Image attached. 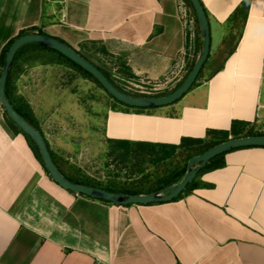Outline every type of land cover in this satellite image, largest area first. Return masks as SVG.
<instances>
[{
  "label": "crops",
  "instance_id": "obj_1",
  "mask_svg": "<svg viewBox=\"0 0 264 264\" xmlns=\"http://www.w3.org/2000/svg\"><path fill=\"white\" fill-rule=\"evenodd\" d=\"M242 1L201 0L210 58L223 64L167 105L126 111L105 100L101 113L91 94L99 86L70 64H19L14 93L30 107L61 170L67 173L61 162L76 155L78 140L91 141L70 133L83 123L69 102L93 128L99 126L98 140L119 144H178L209 128L229 129L232 120L257 119L264 0H250L244 20ZM23 30L55 36L93 63L84 50L94 47L141 82L180 72L176 83L201 44L186 0H0V60L4 46ZM237 33L229 52L227 42ZM223 159L177 199L116 204L59 185L26 136L7 123L0 104V264H264V145L229 150Z\"/></svg>",
  "mask_w": 264,
  "mask_h": 264
},
{
  "label": "rangeland",
  "instance_id": "obj_2",
  "mask_svg": "<svg viewBox=\"0 0 264 264\" xmlns=\"http://www.w3.org/2000/svg\"><path fill=\"white\" fill-rule=\"evenodd\" d=\"M84 51L94 63L109 74L116 84L132 93L143 95L163 94L171 91L185 77H181L175 83L174 80L178 77L179 72L177 76L176 74H171L172 76H169L170 79L162 78L160 82H141L129 73L127 74L119 63L115 64L104 60L94 47L91 49L87 48ZM37 59L35 61L39 62L44 57L40 55ZM218 63V60L213 61L210 58L200 74L199 79L207 78ZM190 65L191 63H188L186 73H188ZM167 80H169L168 83L166 82ZM95 86H99V91L91 90V94L93 99L98 103L93 107L97 108L99 112H103V108L99 106H103L105 100L109 108H125L124 105L115 101L96 82ZM193 87L194 84L189 90ZM83 93L84 95L89 94L87 90L83 91ZM262 104H264V82H262L261 87L259 116L254 121L245 124L244 131L252 128L254 132H264V105ZM68 107L73 111L75 118L83 123L80 127H74L75 129H72L70 133L77 132L78 136L83 135L85 138L89 137L91 141L78 140L74 148L76 155L67 158L65 163L61 162V164L67 173L77 176L82 180L117 190L129 189L144 191L168 181L173 176V172L178 171L185 164L188 155L192 152V148L183 146L172 148L158 144L141 145L134 142L122 146L115 141L108 140L104 142L98 140L97 133H99V126L97 125L96 128H93L91 126L92 121L83 120V113L75 101L69 102ZM91 109V112L94 111L93 108ZM89 144H91L90 147L88 146ZM71 149L73 150L72 147ZM85 170L90 171V173H86Z\"/></svg>",
  "mask_w": 264,
  "mask_h": 264
},
{
  "label": "water",
  "instance_id": "obj_3",
  "mask_svg": "<svg viewBox=\"0 0 264 264\" xmlns=\"http://www.w3.org/2000/svg\"><path fill=\"white\" fill-rule=\"evenodd\" d=\"M189 1L193 7L198 23L199 36L201 39L200 49L190 70L182 79L181 83L175 89L166 94L135 95L118 89L91 60L67 44L65 41L49 34L27 32L16 37L8 46L3 65L0 70V104L4 108L7 116L36 144L45 169L59 185L76 193L85 194L93 198L110 201L116 204H145L165 201L182 192L187 183L190 182L195 177L197 172L206 164V162L215 155L235 148L264 145V134L242 135L236 137L229 136L227 139L212 145L203 152L189 157L187 160L185 173L181 179L175 183L147 193L116 192L94 185L77 183L68 179L55 164L41 131L28 122L24 117H22L7 98L5 93L6 79L13 58L17 50L22 45L29 42H35L60 52L65 57L84 68L98 80L102 87L113 98L128 106L145 108L158 107L178 100L192 86L203 63L207 59L210 50V27L207 14L200 0Z\"/></svg>",
  "mask_w": 264,
  "mask_h": 264
},
{
  "label": "trees",
  "instance_id": "obj_4",
  "mask_svg": "<svg viewBox=\"0 0 264 264\" xmlns=\"http://www.w3.org/2000/svg\"><path fill=\"white\" fill-rule=\"evenodd\" d=\"M186 1L192 7L190 1L189 0H186ZM200 2H201V0H200ZM249 3H250V0H243L242 3H241L242 20H244L245 17H246L247 10H248V7H249ZM201 4L203 6V3L202 2H201ZM203 8H204V10L206 12V9H205L204 6H203ZM24 33H27V31H25V30L21 31L17 36H15L11 40H9V42L4 46V48L2 50V53H1V60H0L1 66L3 65L5 53L7 51L8 46L12 43V41L16 37H18V36H20V35H22ZM39 33H42V32H39ZM238 36H239V33L234 34V35H231V37L229 38V40L227 42V44L229 42H231V43H229V44H231L230 51L229 52H231L234 49L235 43H236V41L238 39ZM40 55L42 57H44V59H40V61L43 62V63H46V62H62V61L67 62L68 64H70L71 66H73L75 69H77L78 71H80L83 75L89 77L91 80L95 81L97 84H99L102 87V85L98 82V80L93 75H91L89 72H87L81 66H79L76 63H74L73 61H71L69 58L65 57L60 52H58V51H56V50H54L52 48L46 47L44 45L35 43V42H29V43H26V44L22 45L17 50V52H16V54H15V56L13 58L11 67L9 69V73H8L7 79H6L5 93H6L7 98L9 99V101L12 103V105L14 106V108L21 114V116L24 117L28 122H30L37 129H39V127H38L35 119L32 116V111H31L30 107L28 106V104L25 102V100L21 96H19L16 93H14L15 88H14V85H13V81H14L15 73H17L18 70L20 69V67H18L19 64L21 65V63H33L35 60H38L37 58H39ZM22 56H24V59H22V61H20V59H21ZM209 59H210V53H208L207 59L203 63V65H202V67H201V69H200V71H199V73H198L195 81L193 82V84H195L196 80L199 78L200 74L202 73V71H203L204 67L206 66V64L208 63ZM193 62H194V59L191 62V65L189 67V70H190ZM222 64H223V61H219V63L213 68V70L210 72V74L207 76V78L210 77L215 71H217L218 69H220L222 67ZM99 69L105 74V76L118 89H120L122 91H125V92H128L130 94L143 95V94L132 93V92H129V91L121 88L118 84H116L114 82V80L109 76V74L104 69H102L101 67H99ZM128 73L129 72H127V74ZM181 81L178 82L173 89H175L181 83ZM166 93H168V92H166ZM166 93H163V94H166ZM156 95H161V94H156ZM114 100L117 101L115 98H114ZM117 102H119V101H117ZM20 103H22L21 106H20ZM119 103H121V102H119ZM121 104L124 105L125 108H120V109L121 110H126V111H128L130 108H134V109H137V110H142V109L145 108V107H132V106H128V105H126L124 103H121ZM5 119H6L7 123L11 126V128L14 131H20V132H22L26 136L27 141H28L30 147L32 148V150L34 151L35 155L39 159H41L36 144L33 142V140L27 134H25L7 116L6 112H5ZM245 124H248V122L247 121H243V120H232L229 129H211V128H209V129L206 130V134L203 137H187V136H183V137H181V140H180V142L178 144H170V145L158 144V145L170 146L172 148H175V147H178V146L190 147V148H192V152L188 155L185 164L178 171L173 172V176L168 181H166L164 183H161L157 187H153V188H150V189H146L144 191L129 190V189L117 190V189H114V188H111V187H106V186H102V185H96L94 183H91V182L82 180L80 178H74L70 174L65 173L64 171L61 170V168L55 162V160L53 158V155H52V152H51V150H50L49 147H48V149H49V151L51 153V156H52L55 164L59 168V170L68 179H70V180H72L74 182L83 183V184H87V185H94V186H98V187H101V188H104V189H107V190H111V191H116V192H124V193H147V192H150V191H153V190L161 189V188H163V187H165V186H167L169 184H172V183H175V182L179 181L181 179V177L183 176V174L185 173L186 164H187V160H188L189 157H191L192 155H196V154H199V153L203 152L204 150H206L207 148L211 147L212 145L217 144V143H219V142L227 139L229 136L236 137V136H242V135L264 134V132H254L252 130V128L251 129H247V130L244 131V125ZM130 143H132V142L127 141V140H124V141H121L120 142V144L122 146H126V145H128ZM136 143L141 144V145H154V144H156V143L145 142V141L136 142ZM47 146H48V144H47ZM224 153L225 152L220 153V154H217L214 157L210 158L206 162V164L197 172V174L195 175V177L198 176L200 173H202L205 170L222 166L224 164V159H223ZM195 177L190 182L187 183V185L185 186V188L183 189L182 192H180L178 195H176L172 199H177L178 197H180L182 195L183 192H185L186 190L191 189L193 187V185H194Z\"/></svg>",
  "mask_w": 264,
  "mask_h": 264
},
{
  "label": "built area",
  "instance_id": "obj_5",
  "mask_svg": "<svg viewBox=\"0 0 264 264\" xmlns=\"http://www.w3.org/2000/svg\"><path fill=\"white\" fill-rule=\"evenodd\" d=\"M186 13L185 12H183V16L185 15Z\"/></svg>",
  "mask_w": 264,
  "mask_h": 264
}]
</instances>
